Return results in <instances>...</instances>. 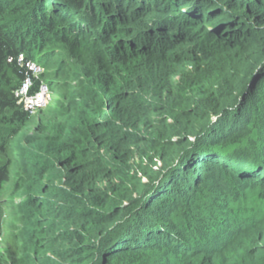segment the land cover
Here are the masks:
<instances>
[{
    "label": "trees",
    "instance_id": "obj_1",
    "mask_svg": "<svg viewBox=\"0 0 264 264\" xmlns=\"http://www.w3.org/2000/svg\"><path fill=\"white\" fill-rule=\"evenodd\" d=\"M20 54L63 101L11 147ZM0 127V264H264V0H0Z\"/></svg>",
    "mask_w": 264,
    "mask_h": 264
},
{
    "label": "rangeland",
    "instance_id": "obj_2",
    "mask_svg": "<svg viewBox=\"0 0 264 264\" xmlns=\"http://www.w3.org/2000/svg\"><path fill=\"white\" fill-rule=\"evenodd\" d=\"M7 1V0H6ZM126 24V23H125ZM123 24V25H125ZM134 25V23H128V27L132 28ZM131 31V30H129ZM132 33V32H131ZM128 35H130V32H127L125 34L124 39H126L128 37ZM133 35V33H132ZM38 58L39 55L35 54L33 61L34 62H38ZM50 65V64H48ZM54 66V64H53ZM52 66V71L56 72V68ZM48 82H50L48 79H46ZM58 82L60 83H65V79L63 78H58L57 79ZM51 102L41 111H38L36 113H34L31 118L32 119V123H30L28 125L27 128L24 129V131H20L19 134L16 136H11L8 139H16L14 140V144L13 145H17L22 144L23 140H17V139H26L25 138V134L26 133H36L39 135V137L41 138V134L43 133V129L45 128V123L50 120V121H56L59 117L55 115V113L57 112V107H58V103H60L61 101H63L62 95L59 94V92L57 91H53V93H51ZM107 114V112L105 113ZM5 129L7 128H3L0 127V143H2V139L6 138V134H5ZM42 139V138H41ZM14 153V152H13ZM19 150L17 151V153H15V159L17 158V160H19L20 158V154ZM0 160L3 161L4 157L3 155L0 154ZM13 170H16V165H14V167L12 166V174H13ZM10 180L5 184L4 189H3V199H4V212L6 213V217L3 214V217H5V220L9 217V223L12 226L13 224L19 225V222L16 220L17 217L16 215L14 216V211H15V203H13L14 199L18 196V197H22V194L20 192H17L16 190L13 191L12 188V183H9ZM13 193H10L12 192ZM8 216V217H7ZM5 223L4 226V230L3 233H8L9 232V228L7 226V223ZM43 247H41L40 249H42ZM42 255V256H41ZM41 255H40V262L36 263V264H42V261L44 259H47V262L45 264H58L59 258L57 257V255L51 251L50 247L49 248H43V250L41 251ZM36 257V255H35ZM34 257V259H35ZM36 261V260H35Z\"/></svg>",
    "mask_w": 264,
    "mask_h": 264
},
{
    "label": "built area",
    "instance_id": "obj_3",
    "mask_svg": "<svg viewBox=\"0 0 264 264\" xmlns=\"http://www.w3.org/2000/svg\"><path fill=\"white\" fill-rule=\"evenodd\" d=\"M19 61L23 63L25 57L19 55ZM27 69L31 72V76L26 77L21 82L20 86L15 89L14 97L18 105L24 110L34 112L39 107H44L51 98V89L49 82L42 78L44 68L34 61L24 62ZM36 80V83H35ZM37 84V90L30 93V89Z\"/></svg>",
    "mask_w": 264,
    "mask_h": 264
},
{
    "label": "clouds",
    "instance_id": "obj_4",
    "mask_svg": "<svg viewBox=\"0 0 264 264\" xmlns=\"http://www.w3.org/2000/svg\"><path fill=\"white\" fill-rule=\"evenodd\" d=\"M191 64H193V62H191ZM41 66V65H40ZM44 71H45V69H44ZM43 71V72H44ZM176 78H177V75L176 74H173V75H171V81H174V80H176ZM50 83V82H49ZM50 89H51V93H53V88L50 86ZM51 100H52V98H50V100H48V102L46 103V105L44 106V107H39V108H37V110H35L34 112H30V113H36V112H38V111H41V110H43L50 102H51ZM59 104V103H58ZM22 131H24V130H22ZM19 134V133H18ZM17 134V135H18ZM33 135H36V136H38V134H37V131H36V133H26L25 134V138L26 139H28L29 137H31V136H33ZM15 136V135H14ZM16 140V139H15ZM17 140H22V139H17ZM13 143H14V140L12 139L11 141H10V144H9V146H13ZM23 143H24V141H23ZM17 192H20L21 194H22V197H16L15 199H14V201H13V203H15V213H14V216L16 215V217H17V221L19 222V225H16V224H13L12 226L10 225V230H11V234H13V235H17V237L19 238V240H17L16 242L18 243V245H20L21 244V237H20V234H21V229H23V223H22V219H21V212H20V208H21V206H23L25 203H26V195L25 194H23L20 190H16ZM10 224V223H9ZM24 229H25V226H24ZM27 229V228H26Z\"/></svg>",
    "mask_w": 264,
    "mask_h": 264
}]
</instances>
